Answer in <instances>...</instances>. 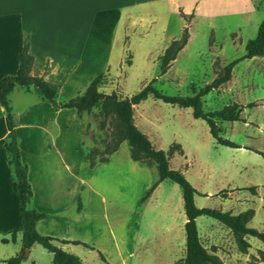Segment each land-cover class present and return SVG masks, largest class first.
<instances>
[{"label":"rangeland","instance_id":"rangeland-1","mask_svg":"<svg viewBox=\"0 0 264 264\" xmlns=\"http://www.w3.org/2000/svg\"><path fill=\"white\" fill-rule=\"evenodd\" d=\"M132 15L134 23L125 21L116 31L110 68L104 74L99 91L114 92L119 97L131 96L155 79V89L167 96H191L222 76L228 63L245 55L247 42L256 36L264 19V0H158L135 9ZM184 29L188 33L186 46L167 72L160 75V57L173 40L180 38ZM12 98L13 95L9 100ZM201 101L205 112L233 105L239 107V116L245 123H217L221 137L241 148L217 144L206 122L194 119L190 108L165 104L152 97L134 106L133 121L151 136L155 149L177 158L178 165L171 166L180 170L196 190V207L229 211L234 215L246 211L255 213L259 208L264 213V159L252 151L264 152V57L236 64L229 80L204 95ZM251 103L254 106L248 108ZM83 120L87 146L93 143V147L87 149L91 151V158H106L119 140L117 119L102 117L99 108H94ZM125 149L129 155L127 142L122 143L120 150L125 152ZM153 167L149 187L128 216V235L136 223L140 224L142 235L156 238L161 235L158 229L181 224L184 215L181 190L178 185L164 180L152 193L151 187L158 180ZM138 187L129 193L137 195ZM249 187H255L254 192L248 191ZM261 219L256 218L248 226L264 231ZM196 224L202 246L219 263L264 264V245L259 241L247 238L250 247L243 251L236 236L216 220L201 216ZM151 242L144 249V257H141L142 247L128 258L129 263L149 264L157 251L155 239ZM12 247L0 242V258L7 256ZM176 252L170 246L169 251L161 255L160 262H179L185 255V245L182 252ZM19 254L22 255L23 250ZM108 257L95 249L87 264H109ZM31 263L49 264L48 252L36 245L23 262ZM0 264L5 263L0 261Z\"/></svg>","mask_w":264,"mask_h":264},{"label":"crops","instance_id":"crops-1","mask_svg":"<svg viewBox=\"0 0 264 264\" xmlns=\"http://www.w3.org/2000/svg\"><path fill=\"white\" fill-rule=\"evenodd\" d=\"M154 2L158 0H0V79L16 73L26 38L35 62L31 75L55 85L59 101L82 94L94 77L107 74L121 23H134L133 11ZM11 95L15 106L12 99L9 104L21 161L27 166L31 205L46 215L36 223L39 234L66 242L55 243L79 257L83 264H87L95 249L110 257L109 264H130L128 258L142 247L141 257H144V249L152 239L157 251L149 264H162L160 257L170 246L174 253L183 251L185 214L180 225L173 223L166 230L158 229L161 234L158 238L142 235L137 223L128 235V216L149 187L153 166L133 161L126 149L120 150L122 142L105 162L89 167L85 156L93 143L87 146L83 134V117L87 113L79 116L74 109L55 110L34 91L26 92L18 87ZM0 115V242L13 246L7 256L0 258L3 261L19 255L23 249L17 189L3 149L8 133L3 108ZM135 126L147 135L155 149L151 136ZM171 164L178 165L173 155L169 157V167L176 169ZM136 186L140 193H129ZM162 206L167 209V204ZM260 217L263 223V211L255 209L246 226ZM12 231H15L13 241ZM51 261L48 252L49 264Z\"/></svg>","mask_w":264,"mask_h":264},{"label":"trees","instance_id":"trees-1","mask_svg":"<svg viewBox=\"0 0 264 264\" xmlns=\"http://www.w3.org/2000/svg\"><path fill=\"white\" fill-rule=\"evenodd\" d=\"M187 42L188 33L187 30L184 29L180 38L173 40L160 57V75H164L167 72L171 62L176 59L178 53L185 47ZM254 57H264V19L258 27L256 36L247 42L245 46V55L228 63L224 67L222 76L206 84L191 96H167L155 89L153 86L155 79L151 80L140 91L131 96L119 97L114 92L105 94L99 91L105 76L104 74H100L89 82V85L82 94L66 101H59L58 89L55 85L46 82L41 77L31 75V70L35 62L28 51V43L25 38L16 73L13 75H6L0 79V108H3V114L5 115L8 127V133L3 141V149L6 155L11 180L15 182L17 189L23 254L25 251H29L34 244H38L52 255L51 264H83L79 257L66 252L55 243L66 242L41 235L36 230V223L44 219L46 215L37 211L31 205L32 191L27 179V166L21 161L15 122L12 108L9 104V95L16 87L26 92L34 91L42 100L48 101L55 110L74 109L76 113L81 116L83 113L91 112L94 108H99L102 117L114 116L117 119L120 128L119 140L116 146L106 154V158L100 160L91 158V151H87L85 159L89 167H93L97 162H105L107 156L117 150L119 145L125 141L129 145V154L133 161L145 166L156 167L158 180L152 185L151 192L164 180H169L179 186L183 201V211L186 218L183 226L185 232V255L176 264H199L200 262L221 264L200 242L196 219L201 216L216 220L227 228L236 236L240 248L243 251H246L250 247L247 241V238L250 237L257 239L264 245V231L246 226V223L253 217L254 213L251 211L233 215L230 212L218 209L196 207L194 201L196 190L187 181L180 170L171 169L169 167V156L162 150L154 149L147 135L141 132L133 121L134 106L152 97L165 104L178 106L180 108H190L194 119L206 122L209 132L217 144L230 148H241L230 140L221 137V129L217 123L218 121H242L245 123L239 116V107L233 105L217 111L205 112L202 108L201 98L219 85L227 82L236 64ZM253 106L254 104L251 103L248 105V108ZM252 151L264 159V152L258 150ZM254 188L255 187H249L247 190L252 193L254 192ZM14 239L15 231H12L11 240L13 241ZM2 242H7V240L2 239ZM72 243L82 245L89 249L93 248L79 241H73ZM23 254L11 256L3 260V262L5 264H21L24 259ZM100 258L104 261L102 255H100Z\"/></svg>","mask_w":264,"mask_h":264},{"label":"water","instance_id":"water-1","mask_svg":"<svg viewBox=\"0 0 264 264\" xmlns=\"http://www.w3.org/2000/svg\"><path fill=\"white\" fill-rule=\"evenodd\" d=\"M27 254H28V251H25L24 254H23V256H27Z\"/></svg>","mask_w":264,"mask_h":264}]
</instances>
